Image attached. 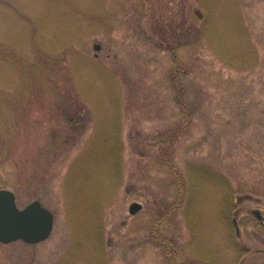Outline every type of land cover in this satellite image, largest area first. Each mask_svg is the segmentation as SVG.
<instances>
[{
  "label": "rangeland",
  "instance_id": "1",
  "mask_svg": "<svg viewBox=\"0 0 264 264\" xmlns=\"http://www.w3.org/2000/svg\"><path fill=\"white\" fill-rule=\"evenodd\" d=\"M0 189V264H264V0H0Z\"/></svg>",
  "mask_w": 264,
  "mask_h": 264
},
{
  "label": "water",
  "instance_id": "2",
  "mask_svg": "<svg viewBox=\"0 0 264 264\" xmlns=\"http://www.w3.org/2000/svg\"><path fill=\"white\" fill-rule=\"evenodd\" d=\"M195 13L200 17L198 11ZM95 50L100 47L95 45ZM142 208L138 202L129 205L131 215L136 214ZM53 228V215L34 200L18 208L15 195L7 190L0 189V242L9 243L22 240L25 243H38L49 237Z\"/></svg>",
  "mask_w": 264,
  "mask_h": 264
},
{
  "label": "trees",
  "instance_id": "3",
  "mask_svg": "<svg viewBox=\"0 0 264 264\" xmlns=\"http://www.w3.org/2000/svg\"><path fill=\"white\" fill-rule=\"evenodd\" d=\"M181 193H182V189H180V194ZM229 199H230V197H229ZM232 199H233V197H232ZM229 204L231 205V203H229ZM233 240H235V239L233 238ZM159 244L164 247V252H166L164 255H165V258H167L168 264H176L175 263V252L172 249L173 243L171 244L168 239H166L164 237H160L159 238ZM234 244H235V251L237 252V258L241 257V256H239V254L244 256L243 254H245L246 250L243 249L242 247H240L239 245H236V243H234ZM181 264H200V263H197L196 261L189 260V261H185Z\"/></svg>",
  "mask_w": 264,
  "mask_h": 264
}]
</instances>
